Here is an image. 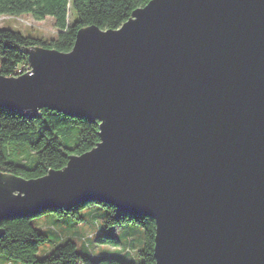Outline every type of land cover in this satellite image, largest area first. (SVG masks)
Returning a JSON list of instances; mask_svg holds the SVG:
<instances>
[{
	"label": "water",
	"instance_id": "1",
	"mask_svg": "<svg viewBox=\"0 0 264 264\" xmlns=\"http://www.w3.org/2000/svg\"><path fill=\"white\" fill-rule=\"evenodd\" d=\"M28 59L0 108L97 119L100 140L38 178L0 172V220L105 202L155 220V264H264V0H149Z\"/></svg>",
	"mask_w": 264,
	"mask_h": 264
},
{
	"label": "trees",
	"instance_id": "2",
	"mask_svg": "<svg viewBox=\"0 0 264 264\" xmlns=\"http://www.w3.org/2000/svg\"><path fill=\"white\" fill-rule=\"evenodd\" d=\"M149 0H0L1 15L31 14L37 19L51 16L57 32L54 36L43 37L26 34L13 27L0 26V75L12 76L27 72L28 49L37 46L58 51L71 50L76 33L80 28L96 25L101 29L118 28L127 20L134 9L144 6ZM70 11L75 13L68 21ZM21 71H20V70ZM77 125V139L69 144L63 138V126ZM99 120L89 121L78 116L71 117L54 109L44 107L36 115L0 108V172L25 179L44 176L49 170L62 169L71 154H81L99 142ZM25 155V156H24ZM98 203L106 211L103 213ZM87 209L90 218L87 223L96 229L90 242L110 243L123 250L93 258L89 253L79 252L76 242L70 236L60 233V240L52 247L37 254L38 246L48 239L40 228L33 226L31 217L52 211L66 221L86 220L82 210ZM32 216L13 217L0 220V255L24 264H130L119 255L129 252L121 245L118 236L105 235L100 230L101 218L105 226H116L125 232V224H133L140 231L142 245L138 248L139 264H155V220L146 215H133L120 211L114 205L87 201L72 206L69 210L47 209ZM64 215L71 218L64 217ZM53 219V216H52ZM132 229V228H131ZM132 231H136L133 230ZM67 237V238H66ZM129 242L132 238L128 235ZM127 238L125 237L126 241ZM89 242V244H90ZM129 244V243H128ZM83 247L91 248L90 245ZM128 248V250H127Z\"/></svg>",
	"mask_w": 264,
	"mask_h": 264
},
{
	"label": "rangeland",
	"instance_id": "3",
	"mask_svg": "<svg viewBox=\"0 0 264 264\" xmlns=\"http://www.w3.org/2000/svg\"><path fill=\"white\" fill-rule=\"evenodd\" d=\"M75 18V13L70 11L68 14V21L72 22ZM0 26L4 27H13L16 28L26 34L34 35V36H43V37H51L54 36L57 32V28L54 25L53 17L45 16L42 19H37L31 14H20V15H1L0 16ZM29 62V59H28ZM28 67V66H27ZM30 67V63H29ZM64 128L61 132H63V138L69 144H74L77 139V132L79 127L77 125H62ZM25 156V155H24ZM97 206V209L102 213L106 211L104 207H102L98 203H88ZM89 211L87 209L82 210V214L86 217V220L77 222L76 220L66 221L62 219L61 216H58L56 213L52 211H46L40 215H35L31 217V222L33 226L40 228L45 234L48 236V239L42 242L38 246L37 254L41 255L44 251L50 249L55 242L60 240V233L63 236H70L77 244V248L79 252L89 253L93 258H96L100 255H106L108 253L114 254L116 251L114 250V246L110 243H99L90 240L96 234V229L92 228L87 220L90 218ZM53 216V219H52ZM64 217L71 218L70 216L64 215ZM72 219V218H71ZM101 227L100 230L105 235H114L120 237L122 240L121 245L126 248V245L129 246V252L124 255H119L125 262L130 264H139L141 262V258L138 255V248L142 245V228L139 227L140 231H132L133 224H125L128 225L129 229L125 232H120L116 226H105L99 218ZM131 236L132 242H129V237ZM125 237L127 238L126 241ZM67 238V237H66ZM90 242V244H89ZM129 243V244H128ZM83 245H90L91 248L83 247ZM128 250V248H127ZM8 262V259L0 255V264H5ZM12 264H24L14 260H11Z\"/></svg>",
	"mask_w": 264,
	"mask_h": 264
},
{
	"label": "crops",
	"instance_id": "4",
	"mask_svg": "<svg viewBox=\"0 0 264 264\" xmlns=\"http://www.w3.org/2000/svg\"><path fill=\"white\" fill-rule=\"evenodd\" d=\"M126 228H129V227L126 226ZM132 229H133V230H136L137 232H139V230H137L136 227H132ZM114 250H115V251H121V250H123V249H122V247L116 246V247H114Z\"/></svg>",
	"mask_w": 264,
	"mask_h": 264
},
{
	"label": "bare ground",
	"instance_id": "5",
	"mask_svg": "<svg viewBox=\"0 0 264 264\" xmlns=\"http://www.w3.org/2000/svg\"><path fill=\"white\" fill-rule=\"evenodd\" d=\"M30 70V67H27V71H29ZM21 71V70H20Z\"/></svg>",
	"mask_w": 264,
	"mask_h": 264
},
{
	"label": "built area",
	"instance_id": "6",
	"mask_svg": "<svg viewBox=\"0 0 264 264\" xmlns=\"http://www.w3.org/2000/svg\"><path fill=\"white\" fill-rule=\"evenodd\" d=\"M29 67V66H28ZM20 70V69H19Z\"/></svg>",
	"mask_w": 264,
	"mask_h": 264
}]
</instances>
